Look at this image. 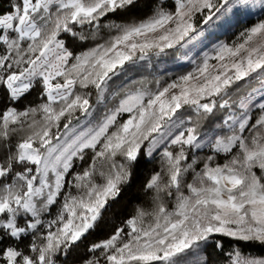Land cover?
Returning <instances> with one entry per match:
<instances>
[{"label":"snow or ice","instance_id":"snow-or-ice-1","mask_svg":"<svg viewBox=\"0 0 264 264\" xmlns=\"http://www.w3.org/2000/svg\"><path fill=\"white\" fill-rule=\"evenodd\" d=\"M0 264H264V0H0Z\"/></svg>","mask_w":264,"mask_h":264}]
</instances>
